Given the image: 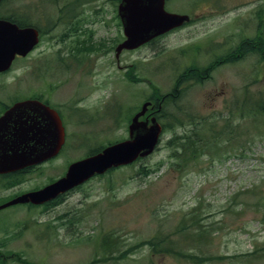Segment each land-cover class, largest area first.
I'll use <instances>...</instances> for the list:
<instances>
[{"label": "rangeland", "instance_id": "1", "mask_svg": "<svg viewBox=\"0 0 264 264\" xmlns=\"http://www.w3.org/2000/svg\"><path fill=\"white\" fill-rule=\"evenodd\" d=\"M116 1L6 0L0 6L1 16L16 13L44 31L38 49L0 76V112L29 96L49 101L50 93L51 103L63 110L66 127L56 158L0 178V205L62 177L88 151L127 139L131 119L155 92L175 95L164 117H158L163 128L173 119L166 113L182 110L189 122L164 128L152 154L91 179L56 207L0 210V240L11 237L6 249L21 252L25 264H264V112L244 109L247 101L264 103V77H257L260 61L250 57L222 64L208 78L183 83L175 91L190 61L196 59L204 69L219 48V56L227 52L238 41L231 34L243 28L248 12L264 0H168V11L206 17L154 48L127 52L123 69L113 60L108 69H95L87 84L80 80V89L75 81L64 85L67 74L44 80L42 70L51 69L40 67L41 58L47 52V61L56 59L59 15L93 10L97 17L115 8ZM63 24L70 27L71 22ZM257 24L256 19L249 24L250 37ZM194 142L202 154L191 157L183 147ZM3 179L18 184L4 187ZM151 240L186 257L160 248L157 252ZM8 264L20 263L14 258Z\"/></svg>", "mask_w": 264, "mask_h": 264}, {"label": "water", "instance_id": "2", "mask_svg": "<svg viewBox=\"0 0 264 264\" xmlns=\"http://www.w3.org/2000/svg\"><path fill=\"white\" fill-rule=\"evenodd\" d=\"M165 1H122L120 15L127 36L122 48L136 49L189 19L185 15L166 12ZM38 42L39 34L35 28L21 29L10 21L0 20V72L10 69L17 55L26 56ZM150 105V102L145 103L133 118L129 126V140L72 163L64 177L43 189L18 196L0 209L16 204H44L96 174H103L111 168L131 164L139 157L150 155L162 133L156 118L152 119L150 126L147 120L140 121ZM64 142V127L55 110L37 100L19 102L0 118V174L22 170L51 159L58 155Z\"/></svg>", "mask_w": 264, "mask_h": 264}, {"label": "flooded vegetation", "instance_id": "3", "mask_svg": "<svg viewBox=\"0 0 264 264\" xmlns=\"http://www.w3.org/2000/svg\"><path fill=\"white\" fill-rule=\"evenodd\" d=\"M120 1L121 0H117L116 7L108 10V13L98 14L97 17H95L93 10H88L86 15H82L78 11H75L71 15H67V13L59 15L61 24L56 26V28L59 29V32L55 40V46L57 48L53 54L56 56V59L52 61L53 67H49L47 64H44V66H47L51 69V71L42 70L44 78L49 79V76L51 78H60L63 77L64 74H67L69 69H71L74 72L71 74L70 78L63 77L65 80L64 85L67 84L68 81H75L77 87L80 89L82 83L80 80L82 78H85L86 81L89 82L90 79L88 77H93L95 69L100 67H104L105 70L108 69L111 66L112 60L118 69L124 68V66H122V62L124 61L127 51H118V47L126 40L118 14V5ZM255 13L256 10L253 12H248L247 18H244L246 21L244 25L248 24V26L244 28L243 25V28L240 29V34L238 35V41L232 44L225 53L227 54L229 51H232L233 53L231 55L235 56L236 58L242 57L241 61L250 57L256 59L258 58L259 61L262 58L261 64L263 66L264 73V52L254 53V49L258 46L263 45L264 47V14L262 16H255ZM107 14L109 15V18H105V15ZM111 14L112 17H110ZM190 17L191 19L188 25L191 23L195 24L198 20L204 19L206 14H194ZM254 19L257 20L258 24L256 26V32L254 36L250 37L248 34L250 27L249 24ZM68 21L71 22L70 27L63 24ZM235 22L238 23L239 18H236ZM170 34L172 33L170 32L156 37L145 46H152L154 48ZM254 37L258 38V42L255 41ZM241 41H243V44L239 46ZM217 43L220 44L221 47L224 46L222 41ZM219 49L221 50V48ZM248 50L249 53L245 54V52ZM215 54H218V51H216ZM46 55L47 52L44 54V56ZM221 56H223V54H221ZM234 64H238V62ZM206 76L208 77L210 75ZM77 78L80 79L77 81ZM85 79L83 81H85ZM48 95L50 96V99L45 103L52 107L50 104L52 102L51 94L48 93ZM10 107L11 106H5V108L0 112V116H2ZM80 107L79 109L86 111ZM23 172L24 171H20L10 175H19ZM8 245V242H0V264H7L9 257H13L15 254L18 255L17 252L14 253V251L6 249Z\"/></svg>", "mask_w": 264, "mask_h": 264}, {"label": "trees", "instance_id": "4", "mask_svg": "<svg viewBox=\"0 0 264 264\" xmlns=\"http://www.w3.org/2000/svg\"><path fill=\"white\" fill-rule=\"evenodd\" d=\"M8 1V0H7ZM6 2V0H3V2H2V4L3 3H5ZM2 8V7H1ZM0 18L1 19H7V20H10V21H12V22H14V23H16V24H18L20 27H25V26H29V25H33V24H35L34 22H32V21H30V20H28V19H25V18H23V17H21V16H18L16 13L15 14H13V15H4V16H1L0 15ZM258 40V39H257ZM236 59H235V57L234 56H230L229 58H228V61L229 62H231V61H235ZM214 67V65H212V68ZM201 79H202V77H201V75H200V73L198 72V70L197 69H192V70H190V71H188V72H186V73H184L183 75H181L179 78H178V81L176 82V88H178L181 84H183V83H186V82H193L194 80H198V81H201ZM175 88V89H176ZM174 97H175V95L174 94H172V93H168L167 95H162V94H160L159 92H155L152 96H151V98H150V100H152V101H154V102H156V103H159V102H161L162 100H163V98H164V100H163V110H162V112H161V114L159 115V117H161V118H163L164 117V113L166 112V105L168 104V103H170L171 104V102L174 100ZM244 104H245V102H244ZM262 108V110L263 111H257L258 110V108ZM244 108H246V105H244ZM249 108H252L253 109V111H251V112H253V113H260V112H264V103L262 104V106H260V103L259 102H257V103H254L253 102V105H251ZM181 112H182V110H180ZM180 111H176L175 113H173V114H171V113H166V117H171V118H173L172 120L171 119H169V120H167L168 121V123L167 124H165L164 125V128H171L172 126H178V125H180V126H185V125H187L188 124V120H184V118H182V116H181V112ZM240 111H244V110H242V109H240ZM244 112H248V111H244ZM251 112H248V113H251ZM168 115V116H167ZM166 121V122H167ZM193 120H191L190 122H192ZM186 122H187V124H186ZM215 138V137H214ZM213 141H214V139L212 138V141H208L207 143L209 144V145H207V146H210L212 143H213ZM196 142V141H195ZM194 142V143H195ZM195 145H196V143L195 144H193V143H189V144H187V146L186 147H183V149H184V151H185V153H187L188 151H190V155L189 156H191V157H196V156H198V155H200V154H202V153H200L199 152V146H197L196 145V148H195ZM213 146V145H212ZM18 184V182H9L8 184H5V187H8V186H14V185H17ZM62 202V200H58V201H54L53 203H51V204H48V205H46L45 206V208H52V207H55V206H57L58 204H60ZM152 247H153V249L155 250V251H159L158 250V248H160V251H168V252H172V253H174L175 255H177V256H180V257H186L184 254H182L180 251H178L177 249H175L174 247H172V246H167V247H163L162 245H163V241H153V240H151L150 242H148ZM191 257H193V256H191ZM201 261H203V259H201ZM25 262H28V260H26Z\"/></svg>", "mask_w": 264, "mask_h": 264}]
</instances>
